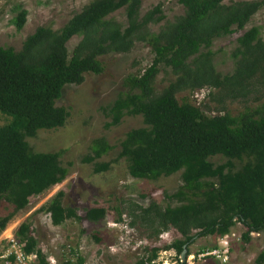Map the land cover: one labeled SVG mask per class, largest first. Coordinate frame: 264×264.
<instances>
[{"label":"trees","instance_id":"16d2710c","mask_svg":"<svg viewBox=\"0 0 264 264\" xmlns=\"http://www.w3.org/2000/svg\"><path fill=\"white\" fill-rule=\"evenodd\" d=\"M176 1L182 13L156 32L147 26L163 18L159 4L139 16L140 0H90L58 29L35 27L18 50L0 47V113L10 116L9 122L0 125V201L11 206L0 216V232L28 204L29 197L60 179L59 152L32 151L24 138L34 136L38 129L61 126L65 110L54 101L62 87L81 83L86 72L100 73L99 56L125 53L135 40L149 47L152 58L141 71L122 79L126 89L118 93L113 106L140 114L143 126L125 131L117 156L126 160L133 178L153 179L183 168L181 184L164 195L178 204L161 208L150 201L146 207L136 206L137 217L153 236L172 227L179 238L162 249H173L177 255L183 248L187 255V246L195 238L226 234L234 222L245 229L243 241H249L251 232H264V92L258 105L237 115L205 114L185 95L180 102L176 99L178 93L202 87L216 89L221 98L237 99L246 95L255 77L264 87V40L258 27L251 26L235 38L230 73L215 70L209 49L213 39L242 30L264 8V0ZM119 8L124 11V26L109 17ZM25 15L20 8L12 17L16 30ZM72 36L79 39L68 52L65 44ZM159 67L168 68L174 78L155 93L152 84ZM109 148L104 139L96 138L84 160L93 161ZM214 155L225 161L212 165L208 157ZM233 160L243 162L234 169ZM107 167L106 162L95 164L93 171ZM62 196L58 190L39 207L53 225L65 219L80 220L72 207L62 205ZM100 216L101 210L95 207L84 213L92 222ZM28 228V223H20L15 236L24 240V253L34 254L38 264H47ZM158 250L150 248L147 261L138 264H149ZM76 261L82 262L80 257ZM251 264H264V249Z\"/></svg>","mask_w":264,"mask_h":264},{"label":"rangeland","instance_id":"374dc122","mask_svg":"<svg viewBox=\"0 0 264 264\" xmlns=\"http://www.w3.org/2000/svg\"><path fill=\"white\" fill-rule=\"evenodd\" d=\"M90 0H0V47L18 50L24 37L40 25L58 29L75 12ZM236 0H223L224 3ZM159 4L163 18L147 29L156 32L158 28L183 11L176 0H140L139 16L146 10ZM26 11L25 21L16 30L12 17L18 9ZM122 26L125 25L123 8L109 15ZM251 26L259 29L264 40V8L255 12L244 28L230 35L215 38L209 49L212 63L220 74L230 73L233 68L231 52L236 46L235 38ZM72 36L66 42L69 52L78 41ZM204 51V49H201ZM152 58L149 47L142 41L135 40L125 53H107L98 59L102 71L94 74L86 72L79 84H65L60 96L54 101L55 106L65 110V120L61 126L50 129H38L34 136L25 137L32 151L59 152L58 165L60 179L53 186L36 196L28 198V204L7 222L0 232V255L7 249L6 238L22 222L29 224L28 234L37 240L43 260L47 264H138L147 261L149 249L158 247L156 257L151 264H251L258 252L264 249V232H251L249 241H243L241 234L244 227L234 222L227 231L226 260L214 255L197 257V254L212 249H222V235L211 234L195 238L187 246L188 254L182 259L173 249H162L163 245L179 238V234L168 227L156 236L152 230L137 217L136 206L146 207L150 201L159 207L178 204L164 195L171 194L181 184L183 168L171 174H159L153 179L133 178L126 168V160L119 158V142L125 131L143 126L140 114L132 113L129 108L115 109L113 102L118 93L125 91L122 79L128 74H136L146 67ZM174 76L168 68L159 67L153 79V90L159 92ZM212 96L208 97L207 93ZM264 87L261 79L253 78L244 97L237 99L221 98L216 89L202 87L195 92H181L188 100L198 106L205 114L237 115L245 108L250 109L263 100ZM114 118L116 120H114ZM10 116L0 113V125L9 122ZM102 138L110 148L100 157L86 162L94 139ZM212 165L222 163L220 155L208 157ZM108 163L106 170L93 171L95 164ZM243 160H233V168L240 166ZM61 190V203L70 206L80 220L65 219L59 225L50 222L49 215L39 210L56 191ZM99 208L101 216L97 221H88L84 213L89 208ZM11 210V206L0 201V216ZM29 264H38L32 258ZM149 263V264H150ZM2 264V259H0Z\"/></svg>","mask_w":264,"mask_h":264},{"label":"built area","instance_id":"2783aa9c","mask_svg":"<svg viewBox=\"0 0 264 264\" xmlns=\"http://www.w3.org/2000/svg\"><path fill=\"white\" fill-rule=\"evenodd\" d=\"M227 234L222 235V249H212L210 251H204L197 254V257L211 256L214 255L216 257H221L220 261L224 262L226 260V252H227ZM7 249L5 254L0 255V259H2V264H29V260L35 258V255L32 253H24V240H20L18 238H14L10 233L6 238Z\"/></svg>","mask_w":264,"mask_h":264},{"label":"water","instance_id":"95a60500","mask_svg":"<svg viewBox=\"0 0 264 264\" xmlns=\"http://www.w3.org/2000/svg\"><path fill=\"white\" fill-rule=\"evenodd\" d=\"M184 248L182 249V251H181V253H180V257H182V259H183V257H184Z\"/></svg>","mask_w":264,"mask_h":264}]
</instances>
